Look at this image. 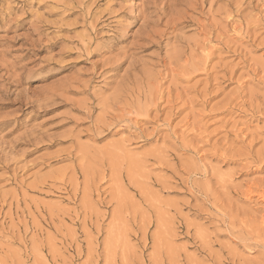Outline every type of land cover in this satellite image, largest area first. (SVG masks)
I'll return each mask as SVG.
<instances>
[{
    "label": "rangeland",
    "instance_id": "obj_1",
    "mask_svg": "<svg viewBox=\"0 0 264 264\" xmlns=\"http://www.w3.org/2000/svg\"><path fill=\"white\" fill-rule=\"evenodd\" d=\"M0 264H264V0H0Z\"/></svg>",
    "mask_w": 264,
    "mask_h": 264
}]
</instances>
